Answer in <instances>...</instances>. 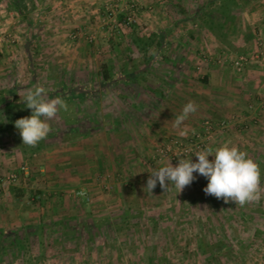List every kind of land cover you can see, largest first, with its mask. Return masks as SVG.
<instances>
[{
    "label": "rangeland",
    "instance_id": "374dc122",
    "mask_svg": "<svg viewBox=\"0 0 264 264\" xmlns=\"http://www.w3.org/2000/svg\"><path fill=\"white\" fill-rule=\"evenodd\" d=\"M205 1L35 0L31 27L0 2V90L19 88L18 96L25 97L30 89H53L56 73L62 85L98 91L96 99L67 103V111L48 121L51 137L77 134L64 141L70 148L66 164L58 161L66 154L56 138L31 154L33 146L23 149L19 143V129L8 135L13 148L4 147L9 150L0 176L20 167L26 175L0 186V231L7 234L0 237V264L264 260V198L244 206L226 203L207 195V178L195 173L197 178L182 191L167 190L159 182L152 193L143 190L154 168L169 162L177 166L186 157L196 162L195 154L205 149L228 143L255 161V148H264V140H257L264 135L252 134L256 125L250 122L264 74V0L249 5L237 0L233 20L211 7L213 26L217 31L223 25L224 35L194 18ZM157 38L165 46L157 50L138 88L102 83L105 65L114 67L115 74L124 64L128 70H144V44ZM27 45L39 48L34 81ZM155 51L153 44L148 52ZM239 57L247 59L240 72L234 66ZM253 65L259 66L255 73ZM190 101L198 105L197 112L175 127ZM207 121L209 134L204 132ZM184 129L188 135L181 136ZM260 158L264 185V154ZM218 240L232 249L211 259Z\"/></svg>",
    "mask_w": 264,
    "mask_h": 264
},
{
    "label": "clouds",
    "instance_id": "9594fccd",
    "mask_svg": "<svg viewBox=\"0 0 264 264\" xmlns=\"http://www.w3.org/2000/svg\"><path fill=\"white\" fill-rule=\"evenodd\" d=\"M46 97V89L41 86L28 90L22 100L26 102V107L32 110L29 117L15 122L25 145L35 146L45 139L52 130L48 121L60 110H68V105L61 96L51 99ZM197 110L198 105L195 102H188L182 113L176 117L174 126L180 128L189 115L196 113ZM180 135H188L187 130H182ZM195 155L198 157L196 162H193L191 157H186L180 159L177 166L169 162L154 168L143 190L152 193L159 182L160 186L167 190L175 187L182 191L197 178L195 173L207 178L208 184L204 188L207 195L222 198L226 203L232 201L244 206L251 202L259 203L264 198L260 166L245 151L225 143L215 150L209 148ZM209 156H213L214 159L209 160Z\"/></svg>",
    "mask_w": 264,
    "mask_h": 264
},
{
    "label": "trees",
    "instance_id": "16d2710c",
    "mask_svg": "<svg viewBox=\"0 0 264 264\" xmlns=\"http://www.w3.org/2000/svg\"><path fill=\"white\" fill-rule=\"evenodd\" d=\"M252 0H243V2L247 5L251 3ZM5 7L13 11L18 17L21 18V20L26 23L27 27L32 26V22L30 20V15L35 10V0H0ZM211 7H214L215 13L220 14L225 17V19L233 20L235 16H233L234 9H238L239 4L237 0H206L205 3L202 5L200 9L196 12L194 18L203 21L209 30L212 33H223L224 26L221 24H218V30L216 31L214 28V18H213V11H210ZM207 21H210L209 23ZM130 28H133V25L130 24ZM221 34L217 35V37H220ZM224 35V33L222 34ZM32 43L35 42V39L31 41ZM224 42V40H223ZM155 44L156 51L153 54H149V49L151 46ZM164 43L160 39H152L149 43H145L143 47V54L145 55L144 60V70H141L137 66H133L130 70H128V66L124 64L122 68L117 72L114 73V67L112 66H102L101 67V81L102 83H110V82H122V84H129L132 83L135 87L140 85V81L142 80V75L147 71V66L150 64L151 61H154V59L157 58V50L164 48ZM26 53L28 57L29 62V71L32 75V80L34 81L36 78V56L38 55L39 48H33L30 46H26ZM55 79H57L56 84H54L53 89L46 87L47 97L48 98H54L55 96H61L66 103L70 104L78 100H94L98 96V91L94 87H90L88 91H81L80 89L72 88L69 86L62 85L58 79H60V76H57L55 73L54 75ZM138 88V87H137ZM19 88H5L0 90V133H7L9 135L16 129L15 122L18 119L29 117L32 114V110L28 109L26 107V102H23L22 100L24 97L18 96ZM157 93V90H155ZM67 131V130H65ZM62 133V132H61ZM56 133L52 137L56 138L57 143L59 145H64L65 147V139H71L73 135H77L75 133L70 134L68 131L64 132V134ZM51 135H48L45 139L40 141L37 145L30 147L28 151L33 154L42 148H44L46 145H50L48 140H51ZM18 138V137H17ZM68 141V140H66ZM19 143H23L22 137L19 138ZM25 146L28 147V145L23 144V149H25ZM64 147L61 146L60 150L65 153ZM65 149H67L65 147ZM67 154H70V152H67ZM65 153V154H66ZM66 154V155H67ZM123 221H126V217L123 219ZM226 241L224 240H218L216 246L218 247V251L212 250L210 251L211 259H217L221 258V255L226 254L228 255L229 251H231L232 248H230V244H225Z\"/></svg>",
    "mask_w": 264,
    "mask_h": 264
},
{
    "label": "crops",
    "instance_id": "0c3cea01",
    "mask_svg": "<svg viewBox=\"0 0 264 264\" xmlns=\"http://www.w3.org/2000/svg\"><path fill=\"white\" fill-rule=\"evenodd\" d=\"M258 22H262V20H259ZM258 67L259 66H254V65L253 66H250V69H252L251 72L252 73H255V70ZM261 79H262L261 84L257 85V92H256L255 97L253 98V100H254V102H253L254 103V106H256V112H255L256 113V116H254L253 118H255V119L253 121H250V122H251V124H255L256 125L255 126L256 129L253 131L252 134H262V135H264V92H263L264 91V74L262 75V78ZM246 120L247 119H245L244 121H246ZM7 137H8V135H6V134H0V163L1 162L6 163V161H7V157L5 156V152L7 153V151L9 149L8 150H5L4 147L6 146V147H8L10 149H11V147L13 148L12 145L8 144ZM261 139L264 140V137H259L257 139L259 141V143H260V141H262ZM64 150H65V152L66 151L67 152H70L69 146L67 147V149L64 148ZM10 151L12 152V150H10ZM16 153H17V150H16ZM262 154H264V148H262V147L255 148V155H257L256 156L257 159L255 161L259 164L260 167L263 165L262 164L263 161L261 160L262 158H260V155H262ZM11 157H13L12 154H11ZM64 159H68V155H64V156L61 155V159L58 160V161H60V163H62L64 161ZM63 163L66 164L68 162H63ZM5 192H7L6 194H8V195L11 196V194H10V188H7ZM5 235H7L6 232L4 230H1L0 231V237H3Z\"/></svg>",
    "mask_w": 264,
    "mask_h": 264
},
{
    "label": "built area",
    "instance_id": "2783aa9c",
    "mask_svg": "<svg viewBox=\"0 0 264 264\" xmlns=\"http://www.w3.org/2000/svg\"><path fill=\"white\" fill-rule=\"evenodd\" d=\"M131 23H132L131 18H127L126 24L130 25ZM261 39L264 41V31L262 32ZM260 55H262V53H260ZM255 57L258 58V55H256ZM246 63H247V59H245L243 57L237 58L234 62L235 69L238 72H240L242 70V67ZM223 125H224V123H223ZM210 130H212V126H211L210 122L207 121L204 124L205 134H209ZM23 175H26V168L25 167H20L18 172L10 173L6 177L0 176V186L4 183L5 180L9 181L10 183H18ZM259 264H264V260H262Z\"/></svg>",
    "mask_w": 264,
    "mask_h": 264
}]
</instances>
